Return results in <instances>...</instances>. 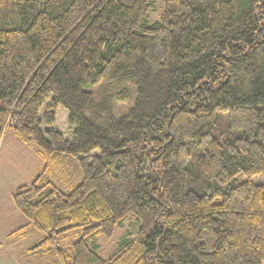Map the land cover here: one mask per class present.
Instances as JSON below:
<instances>
[{
	"label": "trees",
	"instance_id": "obj_1",
	"mask_svg": "<svg viewBox=\"0 0 264 264\" xmlns=\"http://www.w3.org/2000/svg\"><path fill=\"white\" fill-rule=\"evenodd\" d=\"M158 1L0 0V138L43 160L9 237L58 264H264V0H162L147 26ZM129 217L102 259L88 242Z\"/></svg>",
	"mask_w": 264,
	"mask_h": 264
},
{
	"label": "rangeland",
	"instance_id": "obj_2",
	"mask_svg": "<svg viewBox=\"0 0 264 264\" xmlns=\"http://www.w3.org/2000/svg\"><path fill=\"white\" fill-rule=\"evenodd\" d=\"M161 1L159 0L154 10L149 13L146 21L147 26L159 20ZM118 89L119 85L108 89L113 100V94ZM129 92V97L126 100L116 101L114 110L116 114L130 104L133 98L132 89ZM54 128L62 132L64 137L70 135L71 129L68 126L67 113L62 108L57 110ZM42 167L43 160L38 154L36 146L33 143H23L11 129H5L0 138V264H58L51 255L28 251L42 237L37 231L28 229L23 238L9 237L11 232L27 224L26 218L14 207L12 194L18 187L31 184L41 172ZM62 171L61 177H55L53 183L67 192V181L71 185H75L81 180V172L76 159H68ZM57 180H61L65 184L57 183ZM136 231L137 222L134 218L129 217L122 226L115 228L110 239L99 235L88 243L94 246L102 259H108L124 240L134 237ZM72 241L73 236H70L66 241L61 242L60 246L63 249L70 247Z\"/></svg>",
	"mask_w": 264,
	"mask_h": 264
}]
</instances>
